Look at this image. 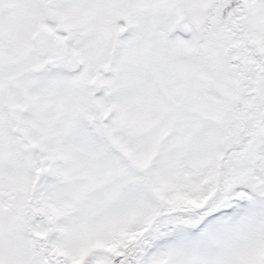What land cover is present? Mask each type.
Instances as JSON below:
<instances>
[{
	"label": "snow or ice",
	"instance_id": "obj_1",
	"mask_svg": "<svg viewBox=\"0 0 264 264\" xmlns=\"http://www.w3.org/2000/svg\"><path fill=\"white\" fill-rule=\"evenodd\" d=\"M0 264H264V0H0Z\"/></svg>",
	"mask_w": 264,
	"mask_h": 264
}]
</instances>
